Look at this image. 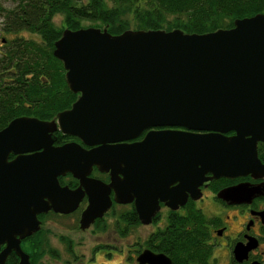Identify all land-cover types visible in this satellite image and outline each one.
<instances>
[{"label":"water","instance_id":"water-1","mask_svg":"<svg viewBox=\"0 0 264 264\" xmlns=\"http://www.w3.org/2000/svg\"><path fill=\"white\" fill-rule=\"evenodd\" d=\"M52 55L76 99L51 120L18 116L0 129V242L18 253V264H30L17 236L35 228V213L76 206L82 191L59 186L65 173L88 193L80 228L107 208L109 189L116 202L133 200L146 223L170 179L190 177L197 184L206 172L213 178L264 175L256 154L264 141V13L200 34L64 29ZM145 129L140 141L125 143ZM55 131L92 147L54 145ZM92 166L109 171L108 184L87 177ZM250 188L261 191L260 184L240 183L217 196L237 200ZM137 261L169 264L147 250Z\"/></svg>","mask_w":264,"mask_h":264},{"label":"flooded vegetation","instance_id":"flooded-vegetation-1","mask_svg":"<svg viewBox=\"0 0 264 264\" xmlns=\"http://www.w3.org/2000/svg\"><path fill=\"white\" fill-rule=\"evenodd\" d=\"M148 130L125 143L140 141ZM53 134L54 145L73 141L86 149L92 147L85 146L74 136L59 131ZM57 134L61 137L59 142ZM225 135L231 136L233 132ZM256 154L264 164V141L257 142ZM13 157L10 154L8 160ZM87 177L103 184L110 181L109 171H99L95 166ZM203 177L205 180L197 184V179L190 180V177L181 182L170 179L165 187L168 193L156 196L157 208L146 223L135 212L133 200L116 202L113 190L109 189L107 208L86 228H80L79 218L88 205V193L77 178L65 173L57 177L59 186L82 191L76 206L65 213L51 208L36 212L35 228L28 235L17 236L18 246L30 264H139L137 257L144 250L163 254L169 264H264V175L213 178L206 172ZM240 183L250 187L260 184L261 191L258 189L255 193L250 188V194L238 195L237 200L232 201L217 196L219 191ZM57 223H62L65 233L52 231L51 226ZM137 228L138 231H134ZM86 231L95 235L96 240L84 253L74 249L80 241L74 246L73 242L74 234ZM49 237L56 238V245L60 247H51ZM19 259L13 248L7 250L6 243L0 242V264H18Z\"/></svg>","mask_w":264,"mask_h":264},{"label":"trees","instance_id":"trees-1","mask_svg":"<svg viewBox=\"0 0 264 264\" xmlns=\"http://www.w3.org/2000/svg\"><path fill=\"white\" fill-rule=\"evenodd\" d=\"M0 7V129L12 118L51 120L70 106L68 90L53 43L62 30L83 21L110 34L126 29H179L205 33L230 28L236 18L264 13V0H9ZM60 17L59 24L54 22ZM26 32L28 37L19 35ZM59 142L60 136L56 135ZM192 246V244H190ZM179 247V245H178Z\"/></svg>","mask_w":264,"mask_h":264},{"label":"rangeland","instance_id":"rangeland-1","mask_svg":"<svg viewBox=\"0 0 264 264\" xmlns=\"http://www.w3.org/2000/svg\"><path fill=\"white\" fill-rule=\"evenodd\" d=\"M9 0H0V7H7L9 6ZM1 19V18H0ZM54 22L56 24H59L60 22V17L56 16L54 18ZM95 24H97L96 22H92V21H83L81 22V26H95ZM19 35H23L24 37H28V34L26 32H19ZM4 36V38L6 39H10L12 36L11 34H5V33H1V27H0V37ZM3 51V47L0 46V53ZM51 222V221H50ZM69 225L71 226V224L69 223ZM52 231L55 232L56 234H61V233H65L64 227L62 226V223H57L55 226H51ZM143 230H145V228H143ZM134 231H138V228ZM92 233H89L88 231L83 232V233H76L74 234V242H73V246L76 243V241H80L79 246L74 247V249H79L82 250V252L86 253L89 246L96 240V236H92ZM102 237H104V235H102ZM106 237V236H105ZM105 239V238H104ZM49 244L51 245V247H60L59 245H56V238H50L49 237ZM50 247V246H49ZM61 249L63 250V248L61 247Z\"/></svg>","mask_w":264,"mask_h":264}]
</instances>
